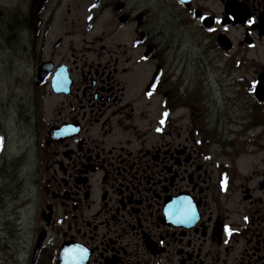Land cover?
Segmentation results:
<instances>
[{
    "label": "flooded vegetation",
    "instance_id": "1",
    "mask_svg": "<svg viewBox=\"0 0 264 264\" xmlns=\"http://www.w3.org/2000/svg\"><path fill=\"white\" fill-rule=\"evenodd\" d=\"M78 2L0 0V43L26 66L40 123L0 210V264H264V146L236 131L264 137V0H165L239 85L245 122L220 145L222 121L196 107L148 9Z\"/></svg>",
    "mask_w": 264,
    "mask_h": 264
},
{
    "label": "rangeland",
    "instance_id": "2",
    "mask_svg": "<svg viewBox=\"0 0 264 264\" xmlns=\"http://www.w3.org/2000/svg\"><path fill=\"white\" fill-rule=\"evenodd\" d=\"M12 1L20 7L25 3V0ZM73 1L81 4V8L84 7L78 0ZM130 5L148 9L150 31L156 36L155 39L162 49L168 46V62L173 63L177 58L172 67L178 65V74L180 77L183 75L190 94L199 98L195 104L207 112L212 130L216 129L218 121H222L220 126L222 133H225L223 137L228 139L231 126L244 124L245 117L241 109L247 107L240 101V94L232 98L239 88L231 79L226 80L227 74L216 70L218 62L206 53L200 28L192 23L183 24L182 16L176 10L173 11V7L165 0H130ZM80 10L82 13V9ZM125 36L126 33L112 34L114 41H123ZM4 45V42L0 43V145L3 135L7 134V141L4 140L5 143L0 149V210L3 209L5 201L15 199L13 195L19 183L26 179L25 167L30 162L23 164V153L25 150L31 151L36 141L34 132L40 126L38 102L32 99L34 92L30 86V75L26 66L22 67L21 61L14 62L13 52L10 48L6 52ZM256 59L253 66H264V44L257 48ZM236 131L242 134V141L255 135L258 146L264 145L261 129H252L245 133V129L239 126ZM37 147L35 143V150Z\"/></svg>",
    "mask_w": 264,
    "mask_h": 264
},
{
    "label": "water",
    "instance_id": "3",
    "mask_svg": "<svg viewBox=\"0 0 264 264\" xmlns=\"http://www.w3.org/2000/svg\"><path fill=\"white\" fill-rule=\"evenodd\" d=\"M262 77H261V79H260V83H259V85H258V87H257V91H259V92H264V74L263 75H261Z\"/></svg>",
    "mask_w": 264,
    "mask_h": 264
},
{
    "label": "snow or ice",
    "instance_id": "4",
    "mask_svg": "<svg viewBox=\"0 0 264 264\" xmlns=\"http://www.w3.org/2000/svg\"><path fill=\"white\" fill-rule=\"evenodd\" d=\"M225 230H226V231H230V230L227 228V226H226ZM68 251H69V252H72V251H74V250H68Z\"/></svg>",
    "mask_w": 264,
    "mask_h": 264
}]
</instances>
